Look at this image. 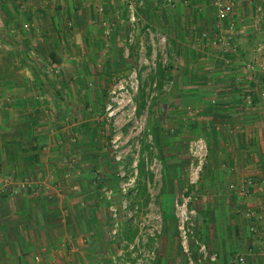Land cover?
<instances>
[{"label":"crops","instance_id":"obj_1","mask_svg":"<svg viewBox=\"0 0 264 264\" xmlns=\"http://www.w3.org/2000/svg\"><path fill=\"white\" fill-rule=\"evenodd\" d=\"M50 1L26 0L28 13L17 5L13 10L12 3L18 0L0 3V264H94L100 250L102 222L93 213L97 191L88 174L93 151L79 140L68 145L63 140L68 127L60 132L55 128L64 124L68 111L75 112L72 106L80 108L79 99L101 95L99 76L95 82L94 75L78 73L80 68L72 75L76 67L72 57L81 48L87 49L90 62L100 52L74 45L85 44L84 35L93 36L91 25L84 30L75 22L66 35L78 40L63 41L60 28L67 24H57ZM58 2L68 11L66 17L92 18L91 12H74V0ZM216 17L214 11L213 23ZM227 19L222 28L218 22L212 28V59L202 61L184 54L185 46H172L178 55L168 60L158 53L161 46H146L145 54L157 59L148 82H157V94L164 84H173L170 94L159 92L163 97L168 94L164 99L175 100L162 104L168 116L159 128L163 149L178 143L177 137H167L163 125L187 120L181 104L192 106L193 130L207 140L209 155L201 181L212 192V200L199 199L196 206L199 213L209 212L210 217L198 218L197 225L202 233L212 226L202 235L217 254L212 264H231L236 256L244 257L242 264H264V0L237 1ZM25 21L31 23L29 31L22 27ZM216 37L224 42L215 43ZM28 51L31 56L26 58ZM50 55L62 56L54 60L52 76ZM94 66L88 65V72ZM178 157L174 153L168 163L175 167ZM169 175L171 184L160 191L158 200L165 222L160 244L164 249L170 244L171 255L177 244L173 199L177 183L180 186L173 178H182ZM240 186H247L246 193L237 191ZM167 259L168 264H180L176 255Z\"/></svg>","mask_w":264,"mask_h":264},{"label":"rangeland","instance_id":"obj_2","mask_svg":"<svg viewBox=\"0 0 264 264\" xmlns=\"http://www.w3.org/2000/svg\"><path fill=\"white\" fill-rule=\"evenodd\" d=\"M2 1L3 0H0V3ZM74 1L72 10L74 12L78 11L77 13L80 14L84 11L91 12L92 18H90V21L82 18L83 14L80 15L81 19L75 18L76 20H73L68 15L67 17L64 16L66 12L67 14L69 13L61 4H59L58 0L50 1V14L52 12L55 13L54 17L57 19V24L61 22L65 24L66 22L67 25H64L63 29H61L59 25L63 41L66 43H69L66 39H70L71 37L70 35H66V33H68V30L74 28L75 22L81 25L82 29L84 25V27H86L84 30H87L88 25L92 26V30L94 29V32L92 31L93 36L86 37L84 35L85 44L74 42V45L92 46V50L95 53L97 50L100 54L98 56L95 55V57H90L91 62L86 57L88 53L86 54L87 49L85 47L75 53V57H72L74 54H71L70 57L75 61L73 66H76L72 71V73H74L72 75H76V69L79 70L78 68H80L81 72L78 71V73L82 75H94L95 82L97 79L96 77L99 76V79L103 82V86H101L103 91L99 92L101 95L98 97L79 99L80 108L79 106L78 108L72 106V110H75V112L68 111V113L64 115V124L57 123L58 125H56L55 128L60 132L62 127H68V131L63 133V140L67 141L68 145L79 140L81 144L89 146L88 150L90 152L93 151L92 155L94 158L88 163V167H90V172L88 174L93 176V179H91L92 186L97 191V196L94 197L93 202H97L98 205H96L97 210L93 211V213L95 212L94 216L96 215L102 222L98 228L100 250H98V259L95 260L96 262L94 264H112V256H115L119 249L124 248L123 241L132 240L138 235V221L145 215V213L149 211L153 212L152 206L149 207V204H154L159 207L163 218V223L159 228V232H156L154 237H150L146 243V246L154 248L155 252V259L151 264H168L169 261L167 258L171 256L174 257L175 255L180 259V264H189L188 257L183 253L180 245L175 202L181 199L182 196H190L188 208L189 210H193L191 221L193 223L194 236L212 251V249H210L212 246L208 245L209 243H207L205 241L206 239L202 236L206 229L209 231L212 230V226L205 227L204 232L202 233L197 225L198 218L204 219L206 216L210 217L208 216L209 212L200 211L199 213V209L196 206L199 199L203 202H207L208 198L212 200V192L209 188H205L201 181L205 163L209 155V148H207L206 159L200 170L199 178L195 183L190 184V164L194 158L189 152V146L196 138L204 136L199 135L196 132V129L193 130V126L195 128V125L191 123V113H194L192 106L189 104L181 106V104L179 106L182 108L183 112L185 111L183 114L187 120L179 125H174L175 123L171 122L170 127H165L163 125V127L166 128L165 134H167V137H177L176 141H178V143H176V147L166 148V150L162 148L163 145H160L159 143L161 132L159 128L168 120V116L164 115L165 111L162 108V104L166 101L175 103L174 99H164L165 96H168V94L171 93L170 87L171 85L173 86V84L170 82L164 84L157 94V84L153 86L154 81L148 82L150 80L149 73L157 68V59H152L149 55L147 56L145 54V49H147L146 46H156V48L157 46H161L160 50H162V53L160 51H158V53L160 56L164 55L162 58L170 60L171 58L176 59V55H178L175 49H173L174 46H185V50L187 51L184 52V54L188 56L192 53L195 54L194 57L197 59L199 58L202 61L207 58L212 59V28H215L214 26L217 22L219 24L217 25L222 28V25L224 26L228 20H220L216 17L217 22L215 21V23H213L214 11H216L215 2L231 1L234 3L235 11L236 2L241 0ZM25 2L26 0H18V2L12 3L13 10H16L17 5L19 11L28 13L30 9L25 7ZM130 6L132 7L135 16L133 22L130 20ZM58 15L61 17H58ZM24 24H27L28 27H25ZM30 24L31 23L27 21L22 23L23 29L29 31L32 28ZM229 26L231 25L229 24ZM231 27L235 28V26ZM180 36H182L181 40H179ZM72 39L76 41L78 40V37L76 36V38L73 37ZM80 40L81 42L83 41L82 37ZM139 46L144 47L140 48ZM25 47L27 48L28 46ZM28 49H30V47H28ZM26 54V58L31 56L30 51L26 52ZM58 58L62 59V56H49L50 61L48 60V63H50V76L56 74L54 72L55 68L53 67V63L56 62L54 60H57ZM152 60H155V69H152V65L150 64ZM88 65H95L94 69H92L93 72H88ZM132 68H136L138 71V88L132 94V101L136 106L134 113H132L131 109L128 110L127 106L121 107L123 102H125L126 97L121 95L115 97V95H111L110 93L119 80H122V83L127 86V76ZM102 79H104V81ZM94 84L95 83H92L88 86L92 87ZM164 90H167L166 92L169 93L164 97L160 96L159 92H164ZM111 97H114L115 100L119 101V104L114 101L112 107L107 110V105L113 102L111 101ZM118 107L119 109H117ZM139 115H141L144 120V126L138 135L140 141V161L138 163L137 191L135 195L132 194L131 196L132 205L138 207V212L135 216L136 221L122 220L118 236L116 238H110L108 234L110 221L108 202L102 198V188L104 186L112 187L115 190V202L119 204V201L121 200V195L118 190V179L114 175L116 164L110 153L111 140L114 134H121L120 139L125 142L124 146L130 150L129 153H132L136 137L132 136L134 129L131 132L130 129L135 123V117L138 119ZM57 121L62 122V118L58 117ZM180 125H183L184 127L178 131V126ZM75 127L78 128L76 131L73 130ZM68 145H66V147ZM150 147L155 148V155L160 162V170L157 174L150 169L149 157H151L150 152L152 150ZM68 149L69 148H67V150ZM174 153L179 156V162L176 163L175 167L173 164L168 163L170 161V159L168 161V157H172ZM88 155L91 154L89 153ZM144 157L147 158V162H145ZM131 161L130 154L125 160V164L128 168H130ZM141 165L143 168H141ZM170 173H175V176L181 174L180 178H182V180H179V177L173 178L179 182L180 186L178 188L177 183V187H175L177 188V191L175 192L176 195L173 199L172 214L175 217L177 244L175 245L174 250H172L175 252L176 249V252L171 255L169 254L170 244H168V248H165L168 250H165L163 244H160V236L164 232L165 222L164 212L158 200L160 191L163 190V188H166L167 184H171L169 180L171 176L169 175ZM20 182L24 183V186H26V181ZM240 190L241 186L237 191ZM239 196L242 195L239 194ZM89 203L82 204L87 206ZM202 206L204 205L202 204ZM120 214L122 215V212H120ZM246 217L250 218L248 216ZM204 222L205 220H201V223ZM247 229L249 232H252L249 225ZM129 255L130 254H126L128 258ZM191 258L195 264H202L203 262L212 264L210 261H197L198 251L195 243L192 244ZM161 260L163 262H161Z\"/></svg>","mask_w":264,"mask_h":264},{"label":"built area","instance_id":"obj_3","mask_svg":"<svg viewBox=\"0 0 264 264\" xmlns=\"http://www.w3.org/2000/svg\"><path fill=\"white\" fill-rule=\"evenodd\" d=\"M216 4V15L220 20H225L229 18L230 15L234 12V3L231 1L227 2H215ZM130 20L133 22L135 16L133 14V9L130 6ZM25 27H28L27 24H24ZM220 41L224 42L222 37H216L214 39L215 43ZM152 69H155L156 63L155 60L150 62ZM138 71L136 68H132L128 73V82L127 86L122 83V80H119L118 83L111 90V95H118L126 97L125 102H123L121 107L127 106L128 110H132L134 113L136 106L132 101V94L138 88ZM157 84L154 81L153 86ZM111 103H109L106 109H110L114 101L119 104V101L115 100L114 97H111ZM119 109V107L117 108ZM135 123L132 125L130 132L134 129L133 137H136L134 140V150L132 153H129L130 150L124 146V141H122L121 134H114L111 140V156L116 164L115 168V177L118 179V190L121 195V200L119 204L115 202L114 195L115 190L112 187L104 186L102 188V198L108 202L109 210V229L108 234L110 238H116L118 236L122 220L133 221L135 222V216L138 212V207L132 205L131 196L135 195L137 191V177H138V163L140 161V141L138 139L139 133L142 131L144 126V120L141 115L137 119L135 117ZM151 157L149 160L150 169L157 174L160 170V162L155 155V148L150 147ZM207 142L204 137H198L191 142L189 146V152L194 160L190 164L189 171V183L193 184L199 178L200 170L204 164L207 155ZM131 154V164L128 168L125 164V160L128 155ZM145 155V154H142ZM147 162V158H145ZM247 183V182H246ZM246 185V184H245ZM247 188L242 186L240 192L246 193L245 189ZM190 196H182L181 199L175 202V210L177 217V229L180 240V245L183 253L188 257L189 264H195L191 258L192 253V244L195 243L198 251L197 261H214L217 254L210 251L207 246L200 241L198 238H195L193 233V223L191 221V214L193 210H189L188 201ZM152 206L153 212L149 211L138 221V235L132 240H124V248L119 249L118 253L115 256H112V264H151L155 259L154 248L146 246L150 237H154L156 232H159V228L162 226L163 218L160 213L159 207L154 204H149V207ZM122 212V215L120 214ZM126 254H130L129 258ZM244 262L243 256H236V258L231 262V264H242Z\"/></svg>","mask_w":264,"mask_h":264},{"label":"trees","instance_id":"obj_4","mask_svg":"<svg viewBox=\"0 0 264 264\" xmlns=\"http://www.w3.org/2000/svg\"><path fill=\"white\" fill-rule=\"evenodd\" d=\"M141 168H143L142 165H141ZM141 168H140V170H141ZM130 239H131V237H130Z\"/></svg>","mask_w":264,"mask_h":264}]
</instances>
